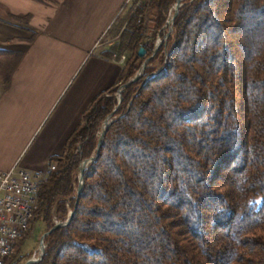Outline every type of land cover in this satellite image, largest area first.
Instances as JSON below:
<instances>
[{
  "label": "trees",
  "instance_id": "obj_1",
  "mask_svg": "<svg viewBox=\"0 0 264 264\" xmlns=\"http://www.w3.org/2000/svg\"><path fill=\"white\" fill-rule=\"evenodd\" d=\"M141 1L108 30L107 57L127 56L118 83L47 161L29 229L74 214L37 264H264V0H183L139 56L176 2ZM26 235L4 264L22 261Z\"/></svg>",
  "mask_w": 264,
  "mask_h": 264
},
{
  "label": "crops",
  "instance_id": "obj_2",
  "mask_svg": "<svg viewBox=\"0 0 264 264\" xmlns=\"http://www.w3.org/2000/svg\"><path fill=\"white\" fill-rule=\"evenodd\" d=\"M126 1L116 7L106 0L100 10L94 0H0V62L8 71L0 82V172L17 167L32 176L47 173L48 159L62 153L94 98L118 83L121 67L97 48L67 88ZM75 21L102 25L84 49L61 40ZM64 24L65 30L56 26Z\"/></svg>",
  "mask_w": 264,
  "mask_h": 264
},
{
  "label": "rangeland",
  "instance_id": "obj_3",
  "mask_svg": "<svg viewBox=\"0 0 264 264\" xmlns=\"http://www.w3.org/2000/svg\"><path fill=\"white\" fill-rule=\"evenodd\" d=\"M82 1V0H81ZM96 2V4L94 5V8H100L101 10V6L105 4L106 0H94ZM118 1L119 0H115L114 2V6L117 7L118 5ZM124 2V1H123ZM124 6V7H123ZM141 7L142 6V1H136V0H127L123 5H122V9L120 14L118 16L120 17H124L125 14L127 13V11L131 8V7ZM182 6V3H181ZM115 7V8H116ZM1 12V10H0ZM173 12L170 13V15ZM72 30L70 31V35L66 34L62 40V42L68 43L69 45H74L76 47H81L82 49L88 47V45H90L93 42L94 39V34L96 33L97 29H99L102 25L99 24H95V22L92 23H85L84 21H82L81 23L78 21L72 22ZM110 25V24H109ZM109 25L106 27V29L104 30V33L102 34V36L100 38L97 39V41H95V44L93 45V47L90 49V51L87 52L86 56L84 57L81 65L78 67V69L75 71V73L73 74L72 78L69 81V84L67 86V88L70 86V84L74 81V79L77 77L78 73L81 71L82 67L84 66V64L86 63L88 57L92 56L94 57L96 55V52L99 50L100 54H106L107 51L109 50L110 46L115 43L116 40H114L111 37L110 32H108L107 34L106 31L108 30ZM58 26L60 29L65 30L66 28V24L64 25H56ZM98 26V27H97ZM166 29V33H165V37L163 39L159 38V36L153 32H148L146 31V33H144V39L142 41V43L140 44V49H143V47H145L148 50H155L156 46L162 44V42L164 40H166V38L172 34V32H168V28ZM169 33V34H168ZM168 35V36H167ZM103 43H102V42ZM101 42V43H100ZM81 44V46H80ZM100 44V45H99ZM158 47V48H159ZM98 48V50H97ZM158 50V49H157ZM93 54V55H92ZM12 59V58H11ZM11 59H7V60H11ZM111 60H113V55L110 57ZM127 60V56L125 58L124 63H119V59L114 58L113 61H115L120 67L121 69L125 66ZM5 62H0V67L1 72H0V82H3L2 80L5 79L8 71L5 70ZM154 67H156L157 70L160 69V64L159 62L155 63L153 65ZM146 67V66H145ZM138 72V71H137ZM136 72V73H137ZM134 77V76H133ZM132 77V78H133ZM131 78V79H132ZM2 79V80H1ZM130 80V79H129ZM128 80V81H129ZM2 84V83H1ZM66 88V89H67ZM117 97V96H116ZM42 126V125H41ZM102 127V126H101ZM31 128V126H27L24 127V130L27 132L29 131ZM101 132V131H100ZM40 133V129H38L36 131V133L31 137L28 145L25 148V151L30 148L31 143L34 139L37 138V135ZM26 138V137H25ZM27 157V155L25 156ZM20 160V159H19ZM48 165V164H47ZM48 172V170H47ZM28 173L33 174L34 172L28 171ZM47 173L41 174L40 176L44 177V179L46 178ZM78 178V177H77ZM45 181V180H44ZM54 225L58 224L59 222L54 218L53 220ZM43 233V228L40 227L37 223H33L31 229H29L27 231V235L25 237V239L23 240L22 243V249H21V255H22V261L19 264H23L25 263L27 260L29 259H35L38 256V247H39V240L41 237V234ZM19 243V242H17ZM16 243V244H17ZM15 253V245L13 247V251H11V255L8 257L10 258L12 255H14Z\"/></svg>",
  "mask_w": 264,
  "mask_h": 264
},
{
  "label": "built area",
  "instance_id": "obj_4",
  "mask_svg": "<svg viewBox=\"0 0 264 264\" xmlns=\"http://www.w3.org/2000/svg\"><path fill=\"white\" fill-rule=\"evenodd\" d=\"M114 58L124 63L125 56ZM40 175H30L27 171L13 167L0 172V264L3 256L11 255L12 245L24 236L37 207V194L44 182Z\"/></svg>",
  "mask_w": 264,
  "mask_h": 264
},
{
  "label": "water",
  "instance_id": "obj_5",
  "mask_svg": "<svg viewBox=\"0 0 264 264\" xmlns=\"http://www.w3.org/2000/svg\"><path fill=\"white\" fill-rule=\"evenodd\" d=\"M183 0H176V2L173 4L171 10H170V13L173 12L171 15H169V18L168 20L166 21V24L164 26V28H168V32H172V23L175 19V17L177 16L178 14V10L179 8L181 7V2ZM168 33V34H169ZM168 36V35H167ZM159 45L156 46L155 50H154V53L157 51ZM139 56H142L144 54V50L143 49H139ZM149 59H146L143 64L141 65L140 69L138 70V72L134 75V77L132 79H130L129 81H127L125 84H123L116 96H117V99H118V105L117 107L113 110V113L118 109L119 107V104L121 102V93L122 91L131 83H134L136 82L137 80H139V78L142 76V73H143V70L146 66V64L148 63ZM112 113V115H113ZM112 122V119L110 117H108L103 123H102V127H101V132H100V135H99V139H98V145H97V150L99 149L102 141H103V138H104V134L106 132V129L108 127V125ZM96 160V156L89 159V160H84L79 168H78V186H77V190H76V199H75V206L77 205V202H78V197L80 196L81 192H82V189H83V172H84V169L86 168V166L91 163V162H94ZM74 214V211L70 212L66 221H64L63 223H58V224H55L49 231L43 233L40 237V240H39V247H38V256L37 258L35 259H29L27 260L25 263L23 264H37L38 262L41 261L43 255H44V250H45V245H44V239L54 230L58 229V228H61V227H64L66 226L72 216Z\"/></svg>",
  "mask_w": 264,
  "mask_h": 264
},
{
  "label": "bare ground",
  "instance_id": "obj_6",
  "mask_svg": "<svg viewBox=\"0 0 264 264\" xmlns=\"http://www.w3.org/2000/svg\"><path fill=\"white\" fill-rule=\"evenodd\" d=\"M13 246H14V245H12V247H11V251H12V249H13ZM8 257H9V256H3V258H2V264L5 263V260H6Z\"/></svg>",
  "mask_w": 264,
  "mask_h": 264
}]
</instances>
